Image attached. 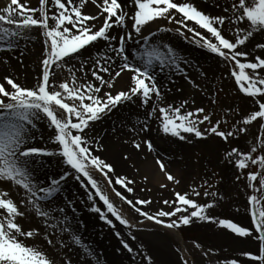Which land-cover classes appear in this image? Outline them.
I'll return each mask as SVG.
<instances>
[{"label": "snow or ice", "instance_id": "snow-or-ice-1", "mask_svg": "<svg viewBox=\"0 0 264 264\" xmlns=\"http://www.w3.org/2000/svg\"><path fill=\"white\" fill-rule=\"evenodd\" d=\"M86 6H94L97 11L88 13ZM130 6L131 14L122 0H38V7H30L21 0H10L0 9V43L3 44L0 53H14L22 42L27 46L33 40L34 29L39 30L43 38L41 72L36 84L25 86L12 74L5 75L0 81V183L15 185L21 190L19 201H14L8 191H0V264H71L70 260L60 256L59 250L72 245L81 247L85 255L90 254L91 250L84 248L67 216L68 207L75 211L72 202L66 200L65 207L54 204L69 177L86 189L90 186L92 191L88 198L92 201V211L113 228L118 222L129 229L131 241L137 240L131 230H140L139 226L146 222L168 231L190 227L195 221L209 222L238 237H252L258 242L257 254L245 252L242 255L253 264H264V56L255 55L249 60L251 53L245 50L257 34L264 35V0H230L227 6H221L217 0L216 6L222 8V14L215 16L200 9L193 0H130ZM159 20L179 25L174 29L160 28L159 32L175 31L184 38L191 34V42L220 57L229 67L238 91L251 99L252 107L247 114L241 115L230 108L215 121L214 113L204 107L188 110V100L178 106L154 105L147 114L151 118L159 113L163 133L182 141L187 139L184 134H190L198 140L218 137L230 145L224 149L222 160L236 170L234 180L245 179L251 189L252 194L248 197L251 228L209 214L208 210L215 207L216 201L224 198L218 192L204 191V197L215 198L204 204L192 198L201 196L198 187L211 186L208 180L183 193L172 189L174 199L163 200L170 210L161 208L154 213L144 210L153 203L151 199H128L115 187L119 185L132 193L136 181L115 175L114 166L95 154L103 151V145L90 135L94 122L102 120L122 104L133 102L134 98L145 107L153 96L163 102L157 73L179 70L182 64H187L173 47L160 40L158 32L149 30L145 34L151 23ZM226 25L231 27L226 28ZM225 31L231 35L226 37ZM98 42H103L102 49L79 60L78 68L69 66L78 54L83 55L82 50L95 47ZM129 43L138 46L135 55L128 48ZM255 48L264 52V42L257 41ZM0 64L7 66L8 58L0 56ZM61 69L67 71L69 78L58 81L57 73ZM77 72L81 73L79 79ZM124 74L129 75L128 84L126 88H117V81ZM89 75L91 78L87 79ZM233 112L240 118L235 119ZM224 117L235 119L230 129L221 128L222 124L228 123ZM39 123L49 129L51 147L36 146L34 133L40 131ZM254 123L259 125L258 136L249 149L244 151L231 146L232 141L247 136ZM131 131L134 133L131 144L137 152L142 149L148 153L156 152L151 139H135L149 131L146 121L138 131L135 128ZM124 142L128 143L127 140ZM52 157H58L66 166L65 170L59 176L38 180L37 166L42 165L45 158ZM123 159L130 157L125 154ZM153 159L168 182L181 184V180L167 170L161 157L154 155ZM93 172L99 173L115 197L138 214L135 222L122 213ZM143 180L147 183L149 177L145 175ZM160 188H168V184L161 183ZM142 190L151 191L148 188ZM97 198L106 211L96 206ZM29 214L41 221L43 233L40 229H25L20 223ZM116 235L121 237L119 231ZM160 235L166 237L167 232ZM40 236L50 248L57 250L54 254L24 242ZM121 244L127 253L134 254L131 257L134 264L136 256L144 264H153L152 257L143 251V244L134 249L122 237ZM194 247L200 249L204 257H209L213 251L203 250L199 243H194ZM176 251L181 264H190L185 253L179 248ZM224 264H239V261L233 258Z\"/></svg>", "mask_w": 264, "mask_h": 264}, {"label": "rangeland", "instance_id": "rangeland-1", "mask_svg": "<svg viewBox=\"0 0 264 264\" xmlns=\"http://www.w3.org/2000/svg\"><path fill=\"white\" fill-rule=\"evenodd\" d=\"M21 2H27L30 7H38V0H21ZM193 2L206 13L211 15L222 14V8L216 6L217 0H193ZM8 3H10V0H0V9L7 6ZM228 3H230V0H219L221 6H227ZM178 27L179 25L159 20L158 22L151 23L149 29L145 32V34L149 30L151 32H158L160 40L164 44L173 47L178 55L187 61V64H182L179 70L166 71L163 74L157 73V80L161 85L164 97L163 102L157 101L155 96H153L152 101L140 114L142 107H137L134 98L133 102L122 104L102 120L94 122L90 135L95 136L100 141L98 135H95L99 130L96 132L94 130L101 127L108 120L113 121L117 130L123 128H128V130L135 128L137 130L142 126V122L146 121L156 152L148 153L146 149L137 152L132 147L131 140L128 146L133 153L127 152L130 159L126 160V172L115 175L127 176L135 180L136 183L132 185L134 191L128 193L119 185L115 186L116 190L121 191L128 199H151L153 203L145 206L144 210L154 213L161 208L170 210L163 204V200L174 199L172 189L183 193L190 191L192 187L203 185L204 181L208 180L211 186L198 187L201 196H193L192 198L196 199L198 203L204 204L215 199L212 196L204 197V191L218 192L224 198L216 201L215 207L208 210L209 214L218 219H230L240 226L251 228V208L248 201L249 195L252 194L251 189L247 187L245 179L236 182L234 180L236 170L225 164L222 160L224 149L229 148L230 145L225 144L218 137H209L208 140H198L190 134H184L187 139L182 141L177 137L163 133L159 113L152 115L151 118L147 117V114L151 112V108L154 105L166 106L171 104L178 106L184 100L189 101L188 110L194 111L198 107H204L206 111L213 112L214 121L218 117H223L225 112L229 111L230 108L244 115L252 107L251 99L238 91L234 79L229 74V67L220 57L209 52L206 48H201L191 42V34H186L187 38H184L179 36L175 31H158L160 28L174 29ZM225 27L231 26L226 25ZM115 31L113 34H115ZM223 34L226 37L231 35L227 31ZM31 35L33 40L28 42L27 46L22 42L20 49L16 52L0 53V56H6L8 60L12 58L18 65H22L26 57L29 56L33 62V77L30 80L28 76L21 77L17 81L28 87L36 84V78L41 72L40 60L43 51V38L40 36L39 30H32ZM257 41L264 42V35L257 34L255 39L248 44H251V46L247 45L251 53L249 60L253 59L255 55L264 56V52L255 48ZM0 47H3L2 43H0ZM137 47L135 44H128V48L131 49L133 55L136 54ZM139 47L142 48V45ZM89 48L91 49L82 50L83 55H86L87 51H89L88 53L95 54V48L90 46ZM21 52H23V55H21ZM83 55L78 54L76 59L70 61L69 66L75 65L77 67L79 65L78 61L85 59L81 58ZM24 69L21 68V71ZM76 75L78 79L81 77V73L79 72ZM123 76H126V79H119L116 85L117 88H126L129 75L124 74ZM67 78H69V74L66 70L61 69L58 71V81H63ZM31 81L34 84L31 85ZM80 82H83V80ZM173 94H175V97L171 101L169 95ZM212 101L216 103L213 104ZM120 113H126L131 122L126 123L119 120L120 115H123ZM233 116H235V119L240 118L236 116L235 112H233ZM224 118L228 120V123L222 124L221 128L230 129L235 123V119L231 117ZM201 127L203 129L204 126ZM38 128L40 131L34 133L37 136L35 141L36 146L51 147L48 141L50 135L49 129L44 123H39ZM258 128L259 125L254 123L250 126L248 135L241 136L240 139L232 141L231 146H236L241 150L247 151L250 143L254 142V138L258 136ZM113 130L115 131L114 127ZM41 135H43V139H40ZM154 155H158L164 160L167 170L181 180L180 185H173L166 180L164 174L154 162ZM141 163H144L143 165L144 167L146 166V170H143L144 168L140 165ZM65 168L66 166L60 163L58 157L45 158L43 164L37 166L38 176L40 177L38 180H45L48 176H59ZM137 168L140 169L139 172L136 171ZM251 170L255 171L256 169L252 168ZM92 174L104 186V190L109 193L113 202L121 208L122 213L135 222L138 214L126 203L115 197L99 173L93 172ZM145 175L149 177L147 183L143 180ZM161 183L168 184V188H160ZM63 188V192L55 198L54 204L65 207L66 200L72 202L75 211L73 212L72 208L68 207L67 216L72 222L74 231L81 237L84 248L91 250L90 254L85 255L83 249L75 245L60 249V256L66 260H70L71 264H134L131 259L134 254H129L122 248L121 237L128 240L134 249L143 244L145 246L143 251L152 257L153 264H160L157 260L159 253L168 255L173 261L172 264H181L180 255L176 251L177 248L185 253V258L189 259L190 264H224L226 260L233 258L237 259L239 264H253L242 253L257 254L258 252V242L252 237L241 238L230 230L220 227L218 224L201 221H195L190 227H182L175 231L160 229L146 222L145 225L139 226L140 230H131L132 234L137 237L136 241H131L129 239V229L124 228L118 222H115L116 226L113 228L98 213L92 211V201L88 198V193L92 191L90 186L86 189L81 186L80 182L69 177ZM145 188L151 189V191H143L142 189ZM0 191H8L14 201L21 199V190L15 185L0 183ZM51 204L52 202L49 203V206ZM96 206L106 211L105 206H103L98 198ZM20 223L25 229H40L41 233L44 232L41 221L34 215L29 214L26 218L21 219ZM117 231L121 233V237L116 235ZM165 232H167V236L162 237L160 234ZM176 233L180 234L181 240ZM24 242L28 246H37L45 249L50 255L57 251L50 248L42 236L28 238ZM194 243H199L205 251L212 249V254L209 257H204L201 250L194 247ZM135 264H144V261L139 256H136Z\"/></svg>", "mask_w": 264, "mask_h": 264}, {"label": "bare ground", "instance_id": "bare-ground-1", "mask_svg": "<svg viewBox=\"0 0 264 264\" xmlns=\"http://www.w3.org/2000/svg\"><path fill=\"white\" fill-rule=\"evenodd\" d=\"M122 3L126 5V10L130 13L132 11V8L130 7V2L129 0H122ZM89 8V9H88ZM88 9V10H87ZM86 12L88 13H95L97 10L94 6H86ZM131 14V13H130ZM215 16V15H214ZM103 42H98L96 44L94 52L96 53L99 49L103 48ZM248 46H251L248 45ZM91 48H89L90 50ZM246 51H249L248 47L245 49ZM87 51L86 55H83L81 58H88V53ZM73 60V59H72ZM81 60V59H80ZM9 64L7 66L0 64V81H2L3 77L7 74H12L15 77H18L20 79L21 77H26L28 76V79L30 80L33 77V66H32V61L28 57L24 60L22 65H18L12 58L9 60ZM77 65V64H76ZM79 67V65L77 66ZM21 68H25L23 71H21ZM90 75L87 77V79H90ZM122 79H126V76H123ZM34 84L33 81H31V85ZM175 97V94L169 95V99L172 101L173 98ZM177 99V98H176ZM137 107H142L140 114H142V111L146 109L145 106H142L140 104V101L138 99H135ZM126 107V106H124ZM120 109V108H119ZM118 109V110H119ZM123 115H120L118 118L121 121H125L126 123L131 122V119L128 118L126 113H120ZM125 114V115H124ZM132 118V117H131ZM113 127L115 128V131L113 130ZM140 128V127H139ZM137 129V131L139 130ZM99 130L95 135H98L100 138V144L103 145V151L96 152V155H99L102 159H105L107 162L111 163L114 168H115V174H120L126 172V160L123 159V155L127 154V152L130 151V153L133 151L129 149V142L133 140L134 138V133L131 130L126 129H120L117 130V128L114 126L113 121H106L101 127H98L97 129L95 128V132ZM94 132V133H95ZM152 139L151 132L148 131L147 133L141 134L139 137H135L137 141L142 140V139ZM128 141V143H125L124 141ZM144 163H141L140 165L144 168L143 170H146V166L144 167ZM40 177L38 176V171H37V179ZM177 234V233H176ZM178 238L181 240V237L179 234H177ZM158 261L160 264H172L173 261L170 259V257L166 254H158Z\"/></svg>", "mask_w": 264, "mask_h": 264}]
</instances>
